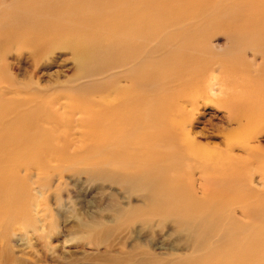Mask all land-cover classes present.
Instances as JSON below:
<instances>
[{"label":"bare ground","instance_id":"1","mask_svg":"<svg viewBox=\"0 0 264 264\" xmlns=\"http://www.w3.org/2000/svg\"><path fill=\"white\" fill-rule=\"evenodd\" d=\"M0 8L1 44L29 50L34 70L64 42L77 75L114 78L85 103L36 92L15 103L0 91V225L18 220L25 202L35 207L25 185L32 172L64 171L50 153L61 126L93 154L90 172L105 164L149 201L161 192L158 210L173 229L199 238L187 243L189 262L264 264V0H0ZM202 106L214 110L205 121ZM218 134L219 144L205 142Z\"/></svg>","mask_w":264,"mask_h":264},{"label":"rangeland","instance_id":"2","mask_svg":"<svg viewBox=\"0 0 264 264\" xmlns=\"http://www.w3.org/2000/svg\"><path fill=\"white\" fill-rule=\"evenodd\" d=\"M16 9L13 5L8 10ZM62 24L67 26V21ZM52 44L55 48L50 46L51 53L34 70L29 50L0 42V91H6V99L16 103L36 92L44 99L85 103L93 96L107 93L114 84V78L109 76L112 73L85 78L77 75L70 45L64 42L59 46ZM213 45L222 48L224 37L214 39ZM97 61L103 64L106 59L101 55ZM6 74L8 80L10 77L14 80L13 84L6 79ZM30 82L33 83L29 85ZM199 111V119L203 121L206 120L204 116L208 118L214 112L212 106H202ZM217 122L213 121L214 124ZM202 126L195 124V131ZM59 129L57 139L52 142L56 149L50 153L59 159L52 165L62 167L64 171L47 168L32 172V180L26 178L25 185L33 189L28 198L30 195L35 201V207L25 202L26 209L18 220L0 225V264H194L188 260L189 248L199 238L193 239L190 230H182L183 227L180 228L182 231L173 229L177 228L176 221L173 224L168 215L158 210L159 201H164V198L159 200L161 192L155 190L156 198L149 201L112 180L106 173L105 164L97 165L96 170V165L93 169L90 166V172L85 164L93 154H87L79 147L81 138L63 134L61 126ZM221 137L218 134V138H209L205 142L217 145ZM66 148H69L71 158L64 157ZM40 184L43 189L37 191Z\"/></svg>","mask_w":264,"mask_h":264}]
</instances>
